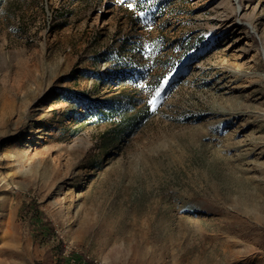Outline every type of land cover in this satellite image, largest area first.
<instances>
[{"label": "rangeland", "instance_id": "obj_1", "mask_svg": "<svg viewBox=\"0 0 264 264\" xmlns=\"http://www.w3.org/2000/svg\"><path fill=\"white\" fill-rule=\"evenodd\" d=\"M262 50L264 0H0V264H264Z\"/></svg>", "mask_w": 264, "mask_h": 264}, {"label": "trees", "instance_id": "obj_2", "mask_svg": "<svg viewBox=\"0 0 264 264\" xmlns=\"http://www.w3.org/2000/svg\"><path fill=\"white\" fill-rule=\"evenodd\" d=\"M97 110L91 111V114H95ZM130 124V122L127 120V117L125 115H122L119 120L116 121V128L114 130V133L110 138H106L105 136H102L100 139L101 146L103 149L107 150L112 144H114V141L116 140L118 134L123 129L124 124Z\"/></svg>", "mask_w": 264, "mask_h": 264}, {"label": "snow or ice", "instance_id": "obj_3", "mask_svg": "<svg viewBox=\"0 0 264 264\" xmlns=\"http://www.w3.org/2000/svg\"><path fill=\"white\" fill-rule=\"evenodd\" d=\"M124 2H125V0H117V3H120V4H123ZM127 7L129 9H132L133 8V4L132 3H129V4H127ZM140 15L143 16L144 13H140ZM145 48H147V50L149 52L152 51V49L150 47H148L147 45H145ZM167 83H168V80H167V78H165L164 84L161 85L160 88H157L156 91H155V95L151 99L148 100V104L151 106V110L153 112L156 111L157 100H158V98L161 95V91L163 89V86L166 85Z\"/></svg>", "mask_w": 264, "mask_h": 264}, {"label": "bare ground", "instance_id": "obj_4", "mask_svg": "<svg viewBox=\"0 0 264 264\" xmlns=\"http://www.w3.org/2000/svg\"><path fill=\"white\" fill-rule=\"evenodd\" d=\"M241 7V5L240 4H236V11L239 9ZM263 59V58H262Z\"/></svg>", "mask_w": 264, "mask_h": 264}, {"label": "water", "instance_id": "obj_5", "mask_svg": "<svg viewBox=\"0 0 264 264\" xmlns=\"http://www.w3.org/2000/svg\"><path fill=\"white\" fill-rule=\"evenodd\" d=\"M262 56H263V59H264V50H262Z\"/></svg>", "mask_w": 264, "mask_h": 264}, {"label": "built area", "instance_id": "obj_6", "mask_svg": "<svg viewBox=\"0 0 264 264\" xmlns=\"http://www.w3.org/2000/svg\"><path fill=\"white\" fill-rule=\"evenodd\" d=\"M72 264H74V263H72ZM75 264H78V263H75Z\"/></svg>", "mask_w": 264, "mask_h": 264}]
</instances>
